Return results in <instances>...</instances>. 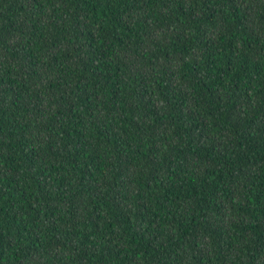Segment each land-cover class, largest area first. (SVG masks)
<instances>
[{
  "label": "trees",
  "instance_id": "1",
  "mask_svg": "<svg viewBox=\"0 0 264 264\" xmlns=\"http://www.w3.org/2000/svg\"><path fill=\"white\" fill-rule=\"evenodd\" d=\"M0 264H264V0H0Z\"/></svg>",
  "mask_w": 264,
  "mask_h": 264
}]
</instances>
